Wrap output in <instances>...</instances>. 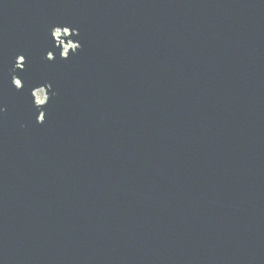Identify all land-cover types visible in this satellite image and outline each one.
Masks as SVG:
<instances>
[{"label": "water", "instance_id": "obj_1", "mask_svg": "<svg viewBox=\"0 0 264 264\" xmlns=\"http://www.w3.org/2000/svg\"><path fill=\"white\" fill-rule=\"evenodd\" d=\"M0 103V264H264V0H0Z\"/></svg>", "mask_w": 264, "mask_h": 264}, {"label": "clouds", "instance_id": "obj_2", "mask_svg": "<svg viewBox=\"0 0 264 264\" xmlns=\"http://www.w3.org/2000/svg\"><path fill=\"white\" fill-rule=\"evenodd\" d=\"M51 38L55 42V47L59 49V59L63 61H67L71 56L78 54L82 49V44L80 42H72L69 40L68 43L64 42L62 37L69 36H79L80 33L76 29H72L70 26L63 25H54L50 29ZM44 59L48 63H54L57 59L54 51H48L44 56ZM26 64V58L24 55H18L15 59L14 66L9 72L11 77V86L16 91L23 90V83L20 78L15 74L18 70L24 71ZM55 93L53 92V88L51 83H46L40 86L33 88L31 91V98L33 107L38 111V115H36L35 122L38 125H43L46 121V112L44 109L50 103L52 96ZM6 111V107L0 103V115H3Z\"/></svg>", "mask_w": 264, "mask_h": 264}, {"label": "rangeland", "instance_id": "obj_3", "mask_svg": "<svg viewBox=\"0 0 264 264\" xmlns=\"http://www.w3.org/2000/svg\"><path fill=\"white\" fill-rule=\"evenodd\" d=\"M69 42V41H68Z\"/></svg>", "mask_w": 264, "mask_h": 264}]
</instances>
